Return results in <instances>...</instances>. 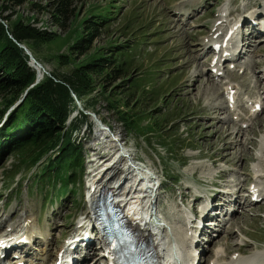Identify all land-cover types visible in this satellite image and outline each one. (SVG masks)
Returning <instances> with one entry per match:
<instances>
[{
  "label": "rangeland",
  "instance_id": "obj_1",
  "mask_svg": "<svg viewBox=\"0 0 264 264\" xmlns=\"http://www.w3.org/2000/svg\"><path fill=\"white\" fill-rule=\"evenodd\" d=\"M194 1L197 2L75 0L76 12L66 30L52 26L48 10L34 14L30 5L17 9L24 18L31 19L32 27L57 33V38L50 44L31 53L47 73L65 71L60 69L57 56L69 52L71 44L80 37L81 23L87 16L113 10L115 20L95 41L94 48L109 42L132 46L126 56L127 75L136 81L140 80V90L136 94L134 90L122 89L121 95L116 93L112 97L118 110L140 120L139 123L137 121L138 126L143 128L127 131L116 119L114 111L109 113L110 109L106 108L100 91L90 96L99 98L94 108L88 105L89 98L83 100L82 105L79 103L86 115H95V120L88 116L92 126L89 134L84 131V123L73 134L77 141L82 142L85 171L75 183L69 185L75 194L66 202L61 199V204L48 203L49 194L51 196L54 191L49 181L43 184L32 182L31 175L36 167L20 164L26 151L19 158L15 153L4 156L3 161H0V227L7 228L9 225L17 229L21 218L25 216L35 219L38 226V239L35 235L30 237L36 239L34 251L31 249L29 253L23 254L24 259L28 256L26 264H30L34 258L38 260L33 264H43L46 258L43 250L54 258L64 241H70L79 231L90 229L89 224L81 230L76 225L77 220H83L82 217L88 214L84 193L89 181L96 178L109 160L117 157L114 150L111 151L112 148H105L107 145L116 146V142L99 140L102 137L97 121L114 128L116 138L119 137L124 146L122 150L131 154L136 165L144 166L158 175L162 189L157 212L168 219L170 229L174 228L179 236L184 229L182 215L192 210L193 205L197 208L205 201L206 193L214 194L215 190L223 189L226 192H238V197L233 194L224 203V209L234 206L232 219L220 222L215 231L195 246L197 252L194 250L196 254H193L199 257L200 263L215 261L217 255L220 261L238 254L240 258H245L254 250H264V209L258 210L264 207V201L249 205L248 200L242 198L243 195L247 196L246 189L253 181L254 169L262 171L258 183L263 191L260 186L255 190L264 193V111L257 117L249 118L246 108H241L244 106L249 109L246 100L253 101L262 93L261 90L258 92L256 83L264 73V38L255 42L251 40L246 47V55L235 64L234 72H228L225 78L217 81L209 78L212 54L209 47H203V40L209 37V30L219 14L231 13L227 20L223 19V27L236 16L240 18L245 14L244 5H248L245 10H263L264 0ZM32 3L44 6L45 1L32 0ZM229 4L231 6L227 9ZM181 8L183 10L180 11ZM226 81L233 83L236 89L240 101L237 113H231L225 106L222 91ZM125 98L131 109H123ZM237 115L247 117L245 122L249 126L246 129L236 122ZM156 120L159 129L153 132L151 128ZM3 123L0 120V127ZM103 149L110 157L99 159ZM52 155L49 152L41 162ZM119 164L118 161L115 167ZM213 186L215 190H212ZM197 191L204 194L203 200L193 204ZM181 197L185 198L184 202ZM5 233L3 231L0 235ZM209 240L211 243H208ZM225 246L229 251L218 254L224 251ZM91 248L93 251V244Z\"/></svg>",
  "mask_w": 264,
  "mask_h": 264
},
{
  "label": "trees",
  "instance_id": "obj_2",
  "mask_svg": "<svg viewBox=\"0 0 264 264\" xmlns=\"http://www.w3.org/2000/svg\"><path fill=\"white\" fill-rule=\"evenodd\" d=\"M42 1H45L44 6L32 0H0V120L4 121L0 127V161L12 153L19 158L26 151L20 164L36 167L32 182L49 181L54 187L53 194L66 198L75 193L69 190V185L85 170L82 142L73 134L83 123L89 131L92 128L85 110L79 111L76 102L82 105V101L89 98L88 105L94 108L99 98L90 96L100 91L109 113L114 111L127 131L143 130L138 126L140 120L119 111L112 97L116 93L121 95L122 89L138 94L141 82L127 75L126 56L132 46L109 42L94 48L95 41L115 20L112 16L115 12L106 10L87 16L81 23L80 37L71 44L69 52L57 56L60 69L65 71L44 75L35 85L36 72L28 65L29 58L20 46L32 53L55 40L57 33L32 27L31 19L24 18L17 9L30 5L34 14L48 10L52 26L63 30L72 23L76 12L75 0ZM123 105V109L132 108L127 98ZM74 112H77L76 117L67 124ZM157 122L146 130L159 129ZM49 152L57 156L41 162Z\"/></svg>",
  "mask_w": 264,
  "mask_h": 264
},
{
  "label": "bare ground",
  "instance_id": "obj_3",
  "mask_svg": "<svg viewBox=\"0 0 264 264\" xmlns=\"http://www.w3.org/2000/svg\"><path fill=\"white\" fill-rule=\"evenodd\" d=\"M218 31H219V29H217L215 32H213L211 35H210V38L207 40V43H206V45L207 46H215V45H217V43H216V41H217V39H215V35L218 33ZM211 39H214V40H211ZM214 41V44H211V42H213ZM220 42H222V40L220 41ZM211 44V45H210ZM218 70H219V68H217L216 69V71L215 72H213V75H211V77H214L215 75H216V72H218ZM196 77H198V76H196ZM195 77V78H196ZM263 77H264V73H263ZM263 77H260V79H258L257 80V83H256V86H257V89H258V92H260V90L262 91V93H259L258 95L259 96H261V95H263L264 96V86H262V83H264V80L262 79ZM261 80H263V81H261ZM214 81V80H213ZM195 82V81H194ZM214 90V89H213ZM192 91V90H191ZM189 92H190V90H189ZM257 93V92H256ZM254 104H255V102H253L252 103V105H251V111H252V114L254 115V110H253V106H254ZM262 111H264V108H262V110H261V113H262ZM242 118H244V119H246V117H242ZM260 128V127H259ZM239 133L241 132L240 130L238 131ZM118 138V137H117ZM115 143V142H114ZM248 143H249V141H248ZM252 143V142H251ZM256 144V143H255ZM256 146V145H255ZM109 148H112L111 149V151H113L114 152V155H115V153H116V155H117V157L116 158H120L119 159V166H116L115 168L113 167V168H111V169H109L110 168V165H111V162H113V160L114 159H112V161L111 160H109L108 161V164H107V166L105 167V168H103L100 172H98V174H97V176H96V178L93 180V181H91L90 182V186L88 187V188H94V187H96L97 188V190L96 191H94L92 194L91 193H88V197H90V203L91 202H93L92 200H93V198H95V196H96V194L98 193V191H99V187H104V186H108L109 188H111L114 192L115 191H117L118 190V188L123 184V181L124 182H126L127 180V184H130V180H131V176H132V173L135 171L138 175H139V173L140 172H143V167H139L138 165H136L134 162H133V158H131V154H128V152H124V151H120V150H117V148H116V146L114 145V146H112V145H109L108 146ZM108 148V150H110ZM214 163H216V162H214ZM138 164V163H137ZM145 168V167H144ZM147 169V168H146ZM261 170V169H260ZM260 170L258 171L259 173H262V171L260 172ZM257 172V173H258ZM103 176L104 177V179L106 180V179H108V178H110V180H108V181H106L107 183H100V184H98L99 183V181L97 182V180H98V178H99V176ZM262 174H260V176H261ZM131 177V178H130ZM264 177V176H263ZM262 177V178H263ZM102 178V177H101ZM129 178V179H128ZM260 179V178H259ZM145 187H147V185H144V188ZM238 187V186H237ZM254 188V190L255 189H259V187L258 186H255V187H253ZM235 189V188H234ZM87 190H89V189H87ZM260 190H262L261 189V187H260ZM227 193L228 194H236V196L238 197V192L237 193H233V192H231V191H227ZM252 193H257V194H261L260 196H262L263 195V192H261V191H259V190H255V192H253L252 191ZM217 196V195H216ZM229 197L230 196H228V195H225V196H223V204H224V202L226 203V202H228L227 200L229 199ZM236 198V197H235ZM236 200V199H235ZM254 201H256V200H254ZM261 201H264V200H260V202ZM147 203V202H146ZM148 203H151V201H149ZM147 203V204H148ZM221 203V202H220ZM222 204V203H221ZM226 207V206H225ZM259 209H264V207H259L258 208V210ZM22 219V220H21ZM20 220L22 221L19 225H18V228L17 229H14L13 230V232L12 233H5V234H3V235H0V239H5V240H7L9 237H11L12 238V236H15L16 237V239L15 240H19V239H21L22 237L21 236H25L27 239H30V237H31V235H35L36 237L38 236V233H39V231H38V226H37V223H36V220L35 219H33L32 217H30V216H25V217H23V218H21ZM232 219V218H231ZM89 226H90V224H89ZM169 226H171V224L169 225ZM161 229H162V232H161ZM174 229V228H173ZM18 230V231H17ZM163 228H161V227H159L157 230H156V232L157 233H162L163 234ZM182 230V229H181ZM223 230V229H222ZM178 231V230H177ZM180 231V230H179ZM142 233L145 235V234H147L148 232L145 230V231H142ZM172 238H170V239H168V236H167V240L169 241V244H171V241L173 242V241H177V244L180 246V247H182L183 245H184V243H186V240L188 239L187 237H184V236H181V237H179L178 236V232L176 233V234H174L173 236H171ZM14 238V237H13ZM70 241H72V239L70 240ZM69 241V245H70V242ZM166 242V241H165ZM208 243H211L210 242V240L208 241ZM68 245V246H69ZM213 245H214V243H213ZM68 246H67V248H68ZM66 247V245H64V243H63V245L61 246V248L59 249V250H57L58 251V254L60 253L59 251H61V249H64ZM34 248V247H33ZM78 246H76L75 247V249H77L78 250ZM179 249V253H181V249L180 248H178ZM194 250L196 251L197 249H196V247L194 248ZM231 250V249H230ZM33 251H34V249H33ZM44 251V250H43ZM226 251H229V248L227 247V246H225V248H224V251L223 252H219L218 254H220V253H226ZM237 251L239 252V250L237 249ZM47 252L48 251H45V254H47ZM257 252H260V251H257ZM70 254V252L69 251H66V253L65 252H63V256L60 258V261H62V260H64V259H66L67 258V256ZM189 255V254H188ZM194 254H192L191 256H189V261L193 264V263H196L197 262V264H198V261H196V259L198 258L196 255H194ZM260 255L261 256H264V251H262V252H260ZM44 256H49V257H51V254H47V255H44ZM41 257L43 258V256L41 255ZM217 258H219V256L217 255ZM216 258V260H215V263L211 260V262H210V264H218L220 261H219V259H217ZM48 259H50V258H48ZM230 260H232L233 258L231 257V258H229ZM250 258H244V260H242V261H247V260H249ZM36 260H38L37 258H34L33 260H31L32 262H30V264H33V262L34 261H36ZM42 261V260H41ZM40 261V262H41ZM84 262H86V261H84ZM45 264H48V263H45ZM68 264H70V263H68ZM208 264H209V262H208Z\"/></svg>",
  "mask_w": 264,
  "mask_h": 264
},
{
  "label": "water",
  "instance_id": "obj_4",
  "mask_svg": "<svg viewBox=\"0 0 264 264\" xmlns=\"http://www.w3.org/2000/svg\"><path fill=\"white\" fill-rule=\"evenodd\" d=\"M20 47L22 48V46H20ZM25 54L28 56L29 61H30L28 65L36 72V81H35V85H36V84H38L42 80V78L46 74V72L42 68V66L39 65L34 60V58L32 57V54L28 50H26V49H25ZM78 109H80L79 106H78ZM91 117L95 120V116L94 115H91Z\"/></svg>",
  "mask_w": 264,
  "mask_h": 264
},
{
  "label": "snow or ice",
  "instance_id": "obj_5",
  "mask_svg": "<svg viewBox=\"0 0 264 264\" xmlns=\"http://www.w3.org/2000/svg\"><path fill=\"white\" fill-rule=\"evenodd\" d=\"M113 247L116 248V247H118V246H117L116 244H113Z\"/></svg>",
  "mask_w": 264,
  "mask_h": 264
}]
</instances>
